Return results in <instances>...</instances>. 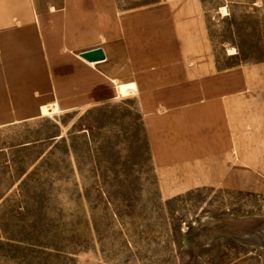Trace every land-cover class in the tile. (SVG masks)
Wrapping results in <instances>:
<instances>
[{
  "label": "rangeland",
  "instance_id": "1",
  "mask_svg": "<svg viewBox=\"0 0 264 264\" xmlns=\"http://www.w3.org/2000/svg\"><path fill=\"white\" fill-rule=\"evenodd\" d=\"M100 2L112 34L129 39L81 53H115L101 70L134 81L131 95L112 98L114 82L85 62L83 95L74 86L59 97L62 107L81 106L15 121L39 113L38 95L27 93L36 62L0 41V264H264V141L233 151L245 170L249 155L260 162L245 172L256 189L227 188L216 184L221 159L199 181L201 158L182 159L189 150L164 140L156 116L175 87L194 98L213 77L228 85L232 71L264 64V0ZM249 84L261 104L253 112L263 110V79ZM241 126L264 134V116H243Z\"/></svg>",
  "mask_w": 264,
  "mask_h": 264
},
{
  "label": "crops",
  "instance_id": "2",
  "mask_svg": "<svg viewBox=\"0 0 264 264\" xmlns=\"http://www.w3.org/2000/svg\"><path fill=\"white\" fill-rule=\"evenodd\" d=\"M111 14V11H102L100 0H0V41L19 44H16L18 53L15 54H19L22 59L28 57L36 62L37 72L34 76L38 81L29 83L33 89H29L27 93L38 95L31 98V101L39 104V113L15 121L39 117L42 106L51 103H57L60 111L81 106L62 107L59 97L74 86L77 88V94L83 95L85 62L94 65L93 68L99 74L114 82L116 91L112 98L131 95L137 91L134 81H120L101 70L107 60L117 61L115 53L114 59L106 57V50L101 46L83 52L87 56L80 54L90 45H98L100 41H109L110 47L115 46L112 41H128L126 34L120 38L112 34L110 25L115 22L110 17ZM123 46L125 43L120 44V47ZM247 74L243 69L232 71L229 73L231 84L228 85H214L213 82L217 83L218 78L213 81V77L210 85L199 87V96L194 98L184 96L181 99L179 95L182 87H175L172 104L157 108V125H161L164 133H167L164 140L184 143V151L189 150L190 153L180 154V157H185L182 159L201 158L199 160L205 165L206 171L201 173L199 181L210 179L212 169L210 171L208 168H212L211 159L220 158L221 177L220 181L216 182L217 185L224 183V187L233 189L257 187L253 185L255 178L253 182L250 181L252 184L246 181L245 172L254 174V167L259 168L260 162L249 155L253 161L245 170L242 165L234 162L238 157L233 155L235 143L242 140L264 141V134L254 133L253 129L250 133L242 134L244 122H241L243 125L239 127L243 116H264V109L253 112V106L261 104L253 102L248 96L253 87L249 84L250 80L254 82L262 78L264 83V64L252 69L250 75ZM221 77L224 78L225 75ZM239 80L240 85L237 84ZM191 89L188 87L189 91ZM260 89H264V85ZM195 90L193 88V92ZM245 111L249 114L244 115L242 112ZM247 124L253 127L255 123L250 121ZM192 143H196L195 151ZM242 150L244 149L239 150L240 156L248 157ZM200 161L197 165L200 164L199 167L202 168ZM191 187L192 185L187 186Z\"/></svg>",
  "mask_w": 264,
  "mask_h": 264
},
{
  "label": "bare ground",
  "instance_id": "3",
  "mask_svg": "<svg viewBox=\"0 0 264 264\" xmlns=\"http://www.w3.org/2000/svg\"><path fill=\"white\" fill-rule=\"evenodd\" d=\"M230 50H231L230 53H232V54L236 53L235 48H231ZM58 112H60V110H59L57 103H51V104L43 105L41 108V115L39 116V118L40 117H46V116H49L52 114L54 115V114H57Z\"/></svg>",
  "mask_w": 264,
  "mask_h": 264
},
{
  "label": "water",
  "instance_id": "4",
  "mask_svg": "<svg viewBox=\"0 0 264 264\" xmlns=\"http://www.w3.org/2000/svg\"><path fill=\"white\" fill-rule=\"evenodd\" d=\"M81 55H82V56H87V54H86V53H81Z\"/></svg>",
  "mask_w": 264,
  "mask_h": 264
}]
</instances>
